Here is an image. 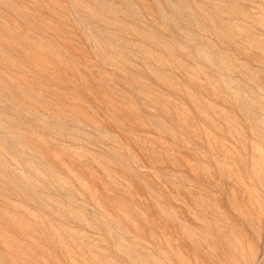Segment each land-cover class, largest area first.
Here are the masks:
<instances>
[{"label": "rangeland", "instance_id": "obj_1", "mask_svg": "<svg viewBox=\"0 0 264 264\" xmlns=\"http://www.w3.org/2000/svg\"><path fill=\"white\" fill-rule=\"evenodd\" d=\"M0 264H264V0H0Z\"/></svg>", "mask_w": 264, "mask_h": 264}]
</instances>
